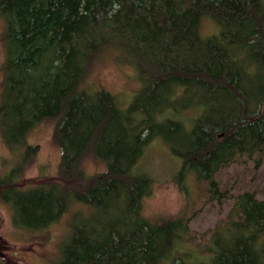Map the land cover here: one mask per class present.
Here are the masks:
<instances>
[{
    "label": "trees",
    "instance_id": "obj_1",
    "mask_svg": "<svg viewBox=\"0 0 264 264\" xmlns=\"http://www.w3.org/2000/svg\"><path fill=\"white\" fill-rule=\"evenodd\" d=\"M0 18V136L17 156L0 176V202L12 223L24 210L46 215L45 228L73 202L88 211L75 216L56 264H179L187 220L142 217L151 179L138 164L157 138L180 161L178 184L191 176L214 193L218 171L264 154V0H0ZM206 20L215 30L202 35ZM102 49L134 70L125 105L81 86ZM47 120L58 179L87 183L75 192L13 185L37 150L28 133ZM89 153L104 168L86 177ZM202 254L197 264H264V200L237 195Z\"/></svg>",
    "mask_w": 264,
    "mask_h": 264
},
{
    "label": "rangeland",
    "instance_id": "obj_2",
    "mask_svg": "<svg viewBox=\"0 0 264 264\" xmlns=\"http://www.w3.org/2000/svg\"><path fill=\"white\" fill-rule=\"evenodd\" d=\"M214 30L207 20L199 27L202 35L211 34ZM3 47V22L0 18V83ZM81 86L86 90L102 89L125 105L138 84L134 70L126 62L115 59L112 51L102 49L88 65ZM175 101L185 103L184 97ZM52 130L53 121L47 120L28 133L27 143L36 146L37 150L14 180L15 188L28 191L54 184L63 191L75 192L78 187L87 185L86 181L67 185L58 179L59 149L52 139ZM172 138L178 142L176 134L170 140ZM16 157L7 151L0 136V176L12 167ZM80 166L86 177L101 173L104 168L90 153L83 157ZM138 167L151 179L150 191L141 200L142 217L154 223L177 217L187 220V236L183 240L186 245L180 249L179 264L206 261L207 255L202 252L210 232L225 218L237 195L250 192L257 200H264V154L248 158L238 156L228 167L218 171L213 177L216 183L214 193L208 191L205 182H198L191 176L182 177L178 184L180 161L157 138L144 150ZM20 208L23 210L27 206ZM87 211L72 202L56 221L40 229L46 215H30L23 210L17 223L13 224L9 207L0 202V264H56L60 246L75 216L85 215ZM162 264H170V261Z\"/></svg>",
    "mask_w": 264,
    "mask_h": 264
}]
</instances>
